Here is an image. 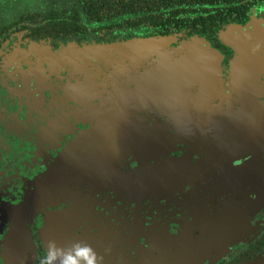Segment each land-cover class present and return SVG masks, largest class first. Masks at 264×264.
<instances>
[{"label":"flooded vegetation","instance_id":"1","mask_svg":"<svg viewBox=\"0 0 264 264\" xmlns=\"http://www.w3.org/2000/svg\"><path fill=\"white\" fill-rule=\"evenodd\" d=\"M11 3L0 264H264V0Z\"/></svg>","mask_w":264,"mask_h":264},{"label":"water","instance_id":"2","mask_svg":"<svg viewBox=\"0 0 264 264\" xmlns=\"http://www.w3.org/2000/svg\"><path fill=\"white\" fill-rule=\"evenodd\" d=\"M229 35V34H228ZM235 43H236V41H237V38L236 37H232L231 38ZM255 40H260L259 41V45L261 46V50H264V38H262V37H260V38H255ZM86 49H88V48H86ZM67 50H62V51H59L58 52V55H57V57H60V56H63V52H66ZM242 54H245L246 55V53H241V55L240 56H238V55H236V57L234 58V60H233V65H232V68L234 69V71H236L237 69H238V67H239V63L242 61V59H241V56H242ZM234 80H235V86L238 88L240 85H242V86H248V85H250V84H247L245 81H243V79H242V77H240L239 76V74H234ZM62 167H58V168H56L55 170H60ZM54 170V171H55ZM34 195L32 194L26 201H30V200H34ZM44 197H45V195H43L42 196V199H44ZM49 197V196H48ZM50 197H52V195H50ZM28 204V203H27ZM27 204H23L22 206L23 207H26V205ZM24 209V208H23ZM26 214V213H25ZM24 216V214L23 215H19V216H16L15 217V219H14V222L15 223H20V222H23V220H22V217ZM18 230H20L21 229V227H19V228H17Z\"/></svg>","mask_w":264,"mask_h":264},{"label":"clouds","instance_id":"3","mask_svg":"<svg viewBox=\"0 0 264 264\" xmlns=\"http://www.w3.org/2000/svg\"><path fill=\"white\" fill-rule=\"evenodd\" d=\"M89 251L90 250L88 249L87 246H85L83 248H77V255L81 256V257H86L88 260V264H93V259L88 257ZM64 264H77V262L72 257H67Z\"/></svg>","mask_w":264,"mask_h":264},{"label":"rangeland","instance_id":"4","mask_svg":"<svg viewBox=\"0 0 264 264\" xmlns=\"http://www.w3.org/2000/svg\"><path fill=\"white\" fill-rule=\"evenodd\" d=\"M11 10V0H0V14H10Z\"/></svg>","mask_w":264,"mask_h":264},{"label":"trees","instance_id":"5","mask_svg":"<svg viewBox=\"0 0 264 264\" xmlns=\"http://www.w3.org/2000/svg\"><path fill=\"white\" fill-rule=\"evenodd\" d=\"M11 2H12V0H11ZM10 15H11V13L10 14H5V15H1L0 14V16H1L0 24H3V26L9 25L11 23Z\"/></svg>","mask_w":264,"mask_h":264}]
</instances>
